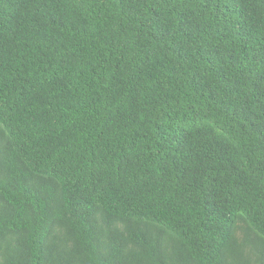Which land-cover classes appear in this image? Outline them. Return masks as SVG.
<instances>
[{"label": "trees", "instance_id": "obj_1", "mask_svg": "<svg viewBox=\"0 0 264 264\" xmlns=\"http://www.w3.org/2000/svg\"><path fill=\"white\" fill-rule=\"evenodd\" d=\"M0 264H264V0H0Z\"/></svg>", "mask_w": 264, "mask_h": 264}]
</instances>
